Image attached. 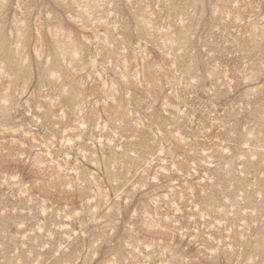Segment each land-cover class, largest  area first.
Masks as SVG:
<instances>
[{"label": "rangeland", "instance_id": "rangeland-1", "mask_svg": "<svg viewBox=\"0 0 264 264\" xmlns=\"http://www.w3.org/2000/svg\"><path fill=\"white\" fill-rule=\"evenodd\" d=\"M0 264H264V0H0Z\"/></svg>", "mask_w": 264, "mask_h": 264}]
</instances>
